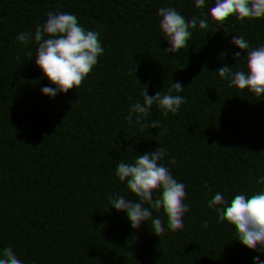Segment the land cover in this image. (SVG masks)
<instances>
[{"label": "trees", "instance_id": "trees-1", "mask_svg": "<svg viewBox=\"0 0 264 264\" xmlns=\"http://www.w3.org/2000/svg\"><path fill=\"white\" fill-rule=\"evenodd\" d=\"M234 54L264 65V0H0V143L88 164L62 202L0 209V260L264 264V109L230 136L197 112Z\"/></svg>", "mask_w": 264, "mask_h": 264}, {"label": "clouds", "instance_id": "clouds-1", "mask_svg": "<svg viewBox=\"0 0 264 264\" xmlns=\"http://www.w3.org/2000/svg\"><path fill=\"white\" fill-rule=\"evenodd\" d=\"M78 16L83 25L100 37L106 38L114 29L113 20L94 3L87 11L79 8ZM261 109H264V65L238 54L226 58L211 89L206 88L198 95L201 123L215 135L230 136L233 126ZM38 155L36 140L27 130L7 143H0V209H7V219H12L14 209L43 208L67 199L83 176L82 170L88 167L86 161L71 155L58 170L36 159ZM42 170L49 178L47 182L42 180ZM19 249L26 250L27 243H20ZM0 264L7 261L0 260ZM90 264H105V260L102 255H94ZM129 264H153V257L136 252Z\"/></svg>", "mask_w": 264, "mask_h": 264}]
</instances>
